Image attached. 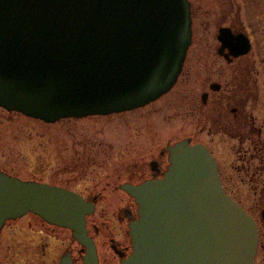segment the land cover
<instances>
[{
  "label": "water",
  "instance_id": "obj_1",
  "mask_svg": "<svg viewBox=\"0 0 264 264\" xmlns=\"http://www.w3.org/2000/svg\"><path fill=\"white\" fill-rule=\"evenodd\" d=\"M190 7L189 0H0V106L55 122L157 100L182 72ZM226 35L234 55L249 52L247 36ZM168 150L163 178L121 185L139 205L125 264H255L258 224L226 192L206 145L186 138ZM94 211L76 191L0 170V226L32 212L71 229L86 248L84 264H100L86 225Z\"/></svg>",
  "mask_w": 264,
  "mask_h": 264
},
{
  "label": "rangeland",
  "instance_id": "obj_2",
  "mask_svg": "<svg viewBox=\"0 0 264 264\" xmlns=\"http://www.w3.org/2000/svg\"><path fill=\"white\" fill-rule=\"evenodd\" d=\"M258 30L255 35L259 38L257 51L264 49V27ZM193 53L187 57L176 85L159 99L137 109L46 122L0 106V169L26 180L64 186L85 196L101 191L103 197L98 202L95 217H103L98 223L102 228L98 240L105 251L109 250L104 244L105 235L119 231L116 212L128 200L121 201L127 196L120 185L137 180L138 167L158 157L167 145L189 136L194 142L214 137L209 146L220 160L225 187L254 215L264 233L259 211L264 204V198L259 196L260 191H264V174L258 168L262 159H239L245 149L238 139L219 133H209L207 138L208 131L201 134L205 122H199L192 114V102L187 100L186 93L196 98L204 80L216 69L195 66ZM260 66L253 69L251 82L256 85L255 97L247 107L264 129V66ZM186 69L192 75L189 83ZM262 135L264 138V130ZM252 140L244 143V147L250 146L253 150L254 141L260 140L255 135ZM262 144L264 146V142ZM246 154L245 157L250 156V152ZM102 209H106V215L102 214ZM13 222L32 223L33 231L45 223L37 215H26ZM57 232L60 233L59 243L65 235L71 237L65 229ZM16 239H19L18 235ZM80 247L77 242L78 259L81 258ZM258 250L260 264L264 253L260 247Z\"/></svg>",
  "mask_w": 264,
  "mask_h": 264
},
{
  "label": "flooded vegetation",
  "instance_id": "obj_3",
  "mask_svg": "<svg viewBox=\"0 0 264 264\" xmlns=\"http://www.w3.org/2000/svg\"><path fill=\"white\" fill-rule=\"evenodd\" d=\"M189 1L193 36L187 57L194 52L192 55L195 58V66L216 69L213 75L204 80L196 98L186 93L187 100L192 102L190 110L194 116H197L199 122H205L201 134L208 131L207 138L212 133L215 135L219 133L232 139H238L242 149H245L244 155L250 152L249 157L239 154V159L249 161L254 158L262 159V165L258 168L264 174V146L262 144L264 129L262 125L257 124V117L247 107L248 102L255 97L256 85L251 82L253 69L259 65L264 66V49L261 47L262 49L257 51L259 38L255 37L257 29L262 30L264 27V0ZM226 34L229 37L247 36L251 43L249 52L234 55L231 46L222 41L221 37L224 35L226 37ZM228 39L232 40L231 37ZM186 71L189 83L192 75L187 69ZM252 135L260 140L254 141V152L250 146L245 148L243 145L249 140L253 141ZM189 138L193 143V137L189 136ZM214 139L213 137L198 140L196 143H205L208 146L218 162L220 176L223 179L220 160L209 146V142ZM169 166L166 146L158 157L138 167L136 174L139 175L136 176L139 178L137 180L127 182L139 184L145 180L163 178ZM1 170L4 171V169ZM223 185L225 187L224 182ZM260 192L259 196L264 198V191ZM126 196L121 201L128 200L116 212L119 231L105 235L104 244L109 246V250L103 248L105 251L100 247L98 240L102 233V228L98 223L103 217H95L98 202L103 197L102 192H93L85 196L88 200L94 201L96 206L95 212L87 218V227L88 233L96 241L100 264H124L134 252L130 223L138 218V205L134 198L127 193ZM263 209L264 204L259 211ZM106 213V209H102V214L106 215ZM13 221L7 220L0 226V264H62L64 258L71 260L72 264H83L85 249L82 245L78 249L81 254V258L78 259L76 256L77 240L69 229L44 221L41 227L33 231L32 223L15 224ZM61 228L69 231L71 237L65 235V239L59 243L57 241H60V233L57 231ZM261 234L264 237V233ZM17 235L19 239L15 240ZM259 246L264 253V238L262 240L261 235ZM260 264H264V255Z\"/></svg>",
  "mask_w": 264,
  "mask_h": 264
}]
</instances>
